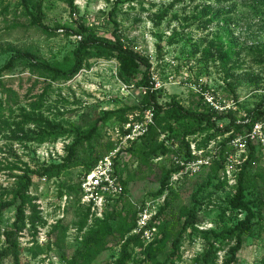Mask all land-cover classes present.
I'll use <instances>...</instances> for the list:
<instances>
[{
  "label": "rangeland",
  "instance_id": "rangeland-1",
  "mask_svg": "<svg viewBox=\"0 0 264 264\" xmlns=\"http://www.w3.org/2000/svg\"><path fill=\"white\" fill-rule=\"evenodd\" d=\"M27 1L35 10L39 0ZM75 4L72 12L65 0H42L43 22L56 30L50 34L32 24L22 0H0V67L20 52L31 55L0 76V119L4 121L0 134V251L6 246L4 230L15 219L18 201L13 200V190L18 175L29 167L33 178L29 193L42 219L32 228L27 218L19 233L20 264H69L83 249L84 237L92 229L106 233V242L83 264H116L125 238L133 233L127 229L138 219L139 206L153 201L159 209L168 195L166 218L158 221L161 229L157 225L152 241L141 239V245H131V256L125 264H199L205 250L202 231L233 226L245 214L229 203L239 173L230 177L208 168L199 174L183 175L170 185L171 192L157 195L174 158L184 155L182 131L188 121H177L163 113L160 125L152 108L153 122H149L150 106H144L148 89L140 83L142 73L129 80L122 78L115 58L91 57L71 79H54L29 61L69 63L79 38L66 32L64 26L76 29L79 23H85L108 40L114 39L117 26L128 43L150 57L151 76L159 83L161 103L174 99L185 108L202 109L201 97L193 88L196 81L202 79L229 97L232 93L227 84L232 83L241 117L264 100V0H75ZM158 45L162 46L159 52ZM133 104L140 108L128 112L127 120L111 117L99 124L98 133L85 142L75 165L57 176L39 175L43 167L62 161L79 130H88L107 110ZM24 115L42 117L55 127L21 124ZM129 122L144 127L151 123L157 129L150 134L148 128L132 140L126 137ZM227 122L217 121L220 127ZM169 124L173 132L168 130ZM228 135L215 139L221 142ZM205 136L206 132L199 131L193 137L199 144ZM161 142L168 151L153 154L152 148ZM256 148L246 175L244 200L261 220L245 236L234 264H264V154ZM111 152L117 153L123 191L119 196L106 195L103 206L97 208L84 199L82 182L94 155L103 157ZM195 203L197 229L187 227L179 256L173 259L172 240ZM30 214L28 208L27 217ZM59 220L62 227L49 234ZM234 241L225 239L216 244L218 264L229 256ZM2 264H14L13 256Z\"/></svg>",
  "mask_w": 264,
  "mask_h": 264
},
{
  "label": "trees",
  "instance_id": "trees-1",
  "mask_svg": "<svg viewBox=\"0 0 264 264\" xmlns=\"http://www.w3.org/2000/svg\"><path fill=\"white\" fill-rule=\"evenodd\" d=\"M70 6L72 12L77 8L75 4V0H65ZM218 3L228 2L229 0H213ZM24 3V7L27 10L28 14L31 15V22L33 25L42 29L43 31L55 34V28H51L43 22L44 12L42 8V0H39L35 4V10L30 9L29 3L27 0H22ZM115 9L112 11V14L115 13ZM65 28L66 32L73 33L75 35H81V39L78 40V44L73 51L72 60L66 65H51L45 62L34 63L29 61L32 66H35L38 70L43 73H48L52 78L57 79H71L75 76L85 65L86 61L91 57H105V58H115L119 61V73L120 76L126 80L132 79L136 76L137 73H142V78L140 83L147 86V94L146 101L144 106H150L155 109V118L158 124L161 125V114H166L168 117H173L174 120L186 119L188 121V125L182 131V145L184 147V154H189V142L187 141L188 136H195L199 133V131L206 132V136L204 141L200 142L198 145L203 146L206 145L210 139L216 138L218 135H224L229 133L227 137H225L221 144L223 146L226 145L227 141L240 133L245 132L246 129H249L252 124L246 123H238L237 119L238 112L229 111V112H217L203 105L202 109H188L179 104L178 101L172 99L166 103H161L159 101V93L157 89L153 88L154 81L151 76V69L153 67V63L151 62L150 57L144 55L139 50L135 48L134 45L128 43L125 40L123 33L116 26L113 29V40H108L105 37L97 35L95 30L85 24L79 23L76 29H71L69 27ZM162 46L158 45V52L161 51ZM31 55L28 53H18L16 55L11 56L6 63L0 67V76L5 71L11 70L15 67L16 63L19 62L20 59H24L30 57ZM162 58V55H159ZM144 67V69H142ZM153 81V83H151ZM227 86L232 93V96L238 100L237 93L235 92L234 86L232 83H228ZM140 106L133 105H125L118 107L116 109L107 110L104 114L98 117L93 123L92 127H90L86 131L79 130L78 133L74 135V140L72 143L68 144L66 148V154L63 156L62 161L51 163L45 167H43L40 171H38L40 176H57L60 175L63 171L75 165L79 152L83 148L85 142L90 141L99 131V124L107 120L111 117H118L121 121L127 120L126 114L128 112L139 109ZM1 109H3L0 99V114H2ZM248 116L251 118L252 122L260 120L264 118V100H261L253 109L247 112ZM228 119V122L220 127L217 123L218 120ZM4 123V121H3ZM0 119V134L4 128V125ZM36 124V125H45L48 128H54L55 125L48 121L44 120L42 117L33 116V115H24L21 121V124ZM150 130L148 133H153L156 131V126H149ZM168 130L174 131V127L172 124L168 125ZM147 133V134H148ZM142 139H145V137ZM171 136V134L169 135ZM42 140V139H41ZM168 151L167 147L163 142L157 144L152 148L153 154H158L159 152L166 153ZM257 152V148L253 145L250 146L249 156L247 161L245 162L242 170L239 172L237 178V187L233 196L229 199V203L233 208H239L245 211V214L242 218H240L233 226L230 227H221L220 229H206L202 231V236L204 239L205 250L202 252L199 264H218V247L216 244L221 240L229 239L235 240L234 245L231 247L230 254L226 257L222 264H234L237 254L239 250L244 245V239L247 233H249L254 227L256 222H260L259 213L244 200L246 190L248 188L247 185V173L248 168L253 164V160L255 158ZM102 156V154L94 155V158L87 165V171H89L97 162V160ZM224 157L221 155L220 159L215 161V163L211 166V168H215L218 172L223 166ZM19 168V167H18ZM21 169V168H20ZM24 173L19 174L16 186L13 190V200L15 202L18 201L15 219L11 225V227L4 230L6 246L2 248L0 251V264H2L3 260L9 256H13L14 264H20V254H21V245L18 241L19 233L23 230L26 219H29L30 226L32 228H36V224L39 219L42 217L38 214L37 204L33 202V198L29 193L30 187L33 184V178L29 174L30 168L21 169ZM178 170L177 165H173L170 167L162 177L160 181V187L156 191L157 195L163 194L165 191H172V187L170 186V177L172 172ZM169 194V193H168ZM60 195H63V191H60ZM170 206L169 195L164 199V203L159 207L157 214L154 216L153 224L158 225L161 229L160 223L158 221L166 218V211ZM2 202L0 203V213L2 212ZM30 209L31 214L27 217L26 210ZM86 220L84 219L81 227L84 226ZM198 222V211L197 204L195 203L187 212L186 218L183 222L181 230L178 232L176 238L172 240L173 251L171 255H173V259L178 258L179 256V247L181 245V240L184 233L187 230L188 226H191L194 229H197L196 223ZM45 223V222H44ZM43 223V224H44ZM42 224V225H43ZM137 224V218L133 220L130 226L127 229V232L132 231ZM62 227V220H59L55 225H53L52 229L49 231V234H52L59 230ZM162 230L163 227H162ZM106 233H99V230L92 229L89 231L83 241V249L74 255L72 261L69 264H83L86 257L90 255L93 251L100 252L106 242L105 240ZM163 241L160 239L159 243ZM133 244L141 245L142 240L139 234H129L125 238V241L122 244V254L121 257L116 261V264H125L126 261L130 258V246ZM159 264V263H158Z\"/></svg>",
  "mask_w": 264,
  "mask_h": 264
},
{
  "label": "built area",
  "instance_id": "built-area-1",
  "mask_svg": "<svg viewBox=\"0 0 264 264\" xmlns=\"http://www.w3.org/2000/svg\"><path fill=\"white\" fill-rule=\"evenodd\" d=\"M76 36L81 39V35ZM152 79L154 81L153 88L157 89L159 83L155 78L152 77ZM193 88L201 97L204 106L221 113L236 111L239 114L241 112L239 100L232 96H226L219 89L207 86L202 79L196 81ZM152 108L148 107L149 122H153ZM237 122L250 123L252 126L246 129L245 132L231 137L225 146L215 138L210 139L206 145L199 146L194 137L188 136L186 139L189 142V154L174 158V165L178 166V170L172 172L169 184L172 185L174 181L179 180L183 175H195L211 168L222 154L224 161L220 172L227 173L230 177L242 170L248 159L250 146L260 147L264 154V118L252 122L247 112H244L237 119ZM150 124L147 123L144 127L142 123L132 125L129 122L130 131L126 134V137L135 140L149 128ZM117 161V153H107L84 176L82 182L83 196L87 202H92L94 207L101 208L106 195H121L123 186L117 168ZM157 208L153 201H146L144 205L139 206L137 224L133 229V233L139 234L144 241H152L158 231L157 225L152 222L158 212Z\"/></svg>",
  "mask_w": 264,
  "mask_h": 264
}]
</instances>
